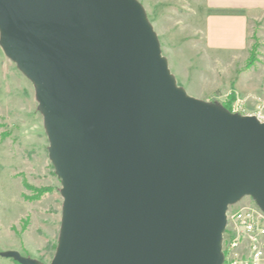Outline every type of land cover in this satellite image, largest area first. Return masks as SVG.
<instances>
[{
  "label": "water",
  "instance_id": "1",
  "mask_svg": "<svg viewBox=\"0 0 264 264\" xmlns=\"http://www.w3.org/2000/svg\"><path fill=\"white\" fill-rule=\"evenodd\" d=\"M0 47L62 184L50 264H224L229 208L264 212V123L179 87L138 0H0Z\"/></svg>",
  "mask_w": 264,
  "mask_h": 264
},
{
  "label": "rangeland",
  "instance_id": "2",
  "mask_svg": "<svg viewBox=\"0 0 264 264\" xmlns=\"http://www.w3.org/2000/svg\"><path fill=\"white\" fill-rule=\"evenodd\" d=\"M138 1L179 87L191 97L224 107L235 96L229 110L235 114L257 112L264 100V11L248 13L247 51L233 57L206 49L209 0ZM48 148L34 85L0 47V264H19L1 255L7 252L42 264L55 256L63 197ZM28 186L48 192L32 201ZM251 202L245 198L231 208Z\"/></svg>",
  "mask_w": 264,
  "mask_h": 264
},
{
  "label": "built area",
  "instance_id": "3",
  "mask_svg": "<svg viewBox=\"0 0 264 264\" xmlns=\"http://www.w3.org/2000/svg\"><path fill=\"white\" fill-rule=\"evenodd\" d=\"M255 116L264 123V100L260 102ZM223 235L224 264H264V212L253 202L230 208Z\"/></svg>",
  "mask_w": 264,
  "mask_h": 264
},
{
  "label": "crops",
  "instance_id": "4",
  "mask_svg": "<svg viewBox=\"0 0 264 264\" xmlns=\"http://www.w3.org/2000/svg\"><path fill=\"white\" fill-rule=\"evenodd\" d=\"M207 8L206 49L233 57L247 51L248 13L264 11V0H209ZM223 10L245 11L246 15L215 13Z\"/></svg>",
  "mask_w": 264,
  "mask_h": 264
},
{
  "label": "trees",
  "instance_id": "5",
  "mask_svg": "<svg viewBox=\"0 0 264 264\" xmlns=\"http://www.w3.org/2000/svg\"><path fill=\"white\" fill-rule=\"evenodd\" d=\"M215 13L219 14V15H246L245 11H231V10H223V11H216ZM254 52V50L252 51ZM251 52V53H252ZM252 56L250 57V59H252L251 61H249V66L251 65V62L254 61V53L251 54ZM249 59V60H250ZM235 100V96L232 97V99L225 105V107L228 110H231V103ZM29 189L33 190L34 195L30 197V200L34 201V200H39L44 194H46L48 192V189H36L32 186H28Z\"/></svg>",
  "mask_w": 264,
  "mask_h": 264
}]
</instances>
